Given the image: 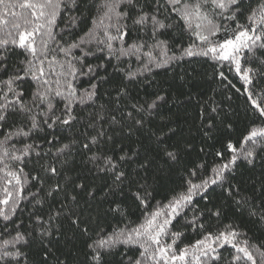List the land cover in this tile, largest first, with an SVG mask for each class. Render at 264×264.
<instances>
[{
	"label": "snow or ice",
	"instance_id": "snow-or-ice-1",
	"mask_svg": "<svg viewBox=\"0 0 264 264\" xmlns=\"http://www.w3.org/2000/svg\"><path fill=\"white\" fill-rule=\"evenodd\" d=\"M0 264H264V0H0Z\"/></svg>",
	"mask_w": 264,
	"mask_h": 264
},
{
	"label": "trees",
	"instance_id": "trees-1",
	"mask_svg": "<svg viewBox=\"0 0 264 264\" xmlns=\"http://www.w3.org/2000/svg\"><path fill=\"white\" fill-rule=\"evenodd\" d=\"M156 71L160 73V75H158L156 79L164 83L165 86L169 84L175 86L182 83L178 79H173V77L179 74H186V78L188 79V88L184 89L185 91L191 89L194 93L199 91L201 92V94L215 95L216 100L220 103L221 107L224 109V112L227 113V118H230L231 121L237 125V130L239 131L244 127L246 123L245 113L247 109L244 96L237 94L234 89H232L231 91H226L222 89L221 85L218 82H213L209 80L208 77L211 75L212 69L208 66L207 63L203 62L202 59L194 58L191 63L184 62L179 66H173L171 69L167 70L166 75L165 70L163 69H158ZM226 74L229 76V79H231L233 83L236 84L237 87L241 86L239 79L235 77L234 73ZM211 89H215V92L213 93L212 91H210ZM229 95L232 96L231 100L227 99ZM181 99H183V97H181ZM188 112L189 121L191 122V120L194 119L196 115V108L194 104L189 105ZM194 143L195 147L198 150L201 146L199 137H196ZM195 156L196 153H193L191 158L195 159ZM208 159L209 161H211V157H209ZM260 171L261 170L257 168L255 173L257 178L259 177ZM96 183L100 184L101 181L97 180ZM162 198L163 192L161 196L158 197V199ZM244 227L245 229H247L251 226L245 225ZM257 235H259V233H257ZM194 238L195 237L193 236H189L185 243L192 241Z\"/></svg>",
	"mask_w": 264,
	"mask_h": 264
}]
</instances>
